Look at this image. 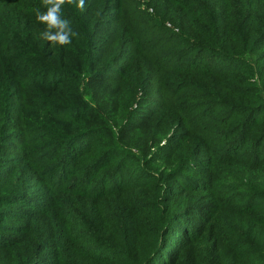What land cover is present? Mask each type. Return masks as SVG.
<instances>
[{"label":"trees","instance_id":"16d2710c","mask_svg":"<svg viewBox=\"0 0 264 264\" xmlns=\"http://www.w3.org/2000/svg\"><path fill=\"white\" fill-rule=\"evenodd\" d=\"M133 2L97 0L89 15L85 7L66 4L62 18L78 36L70 45L53 49L39 38L44 26L36 20L35 10L43 12L44 7L33 0H0V253L7 252L13 264L43 260L32 239L30 245L17 241L23 230L34 233L38 223L32 219L42 213L43 206L9 188L3 179L13 148L19 151L13 142L26 145L22 151L27 154L15 171L24 172L29 166L46 169L50 189L82 209L70 206L69 210L80 215V227L72 230L82 232L86 242L65 247L68 240L60 239L64 244H58L59 250L64 255L70 251L69 259L61 264H79L75 254L90 264H176L178 258L168 256L166 239L192 237L184 224L192 208L176 203L188 185L179 179L181 167L194 169L196 157H203L199 148L195 157L182 149L201 130L166 134L161 112L144 105L154 92L152 86L158 90L154 81H164V89L173 90L181 83L191 91L200 81L220 78L217 86L222 85L224 100L236 105L227 110L238 109L232 110L224 132L238 128L222 142L224 149L234 143L245 150L248 140L252 141L250 132L260 124L247 116L249 109L251 116L260 109L264 115V0H147L155 10L152 15L134 13ZM107 6L114 13L103 14ZM65 8H71V13H65ZM104 22L109 26L105 32L101 31ZM167 23L180 31L175 38L178 50L166 43L171 31ZM146 27L151 34L148 41L137 42L133 60L147 65V71L124 84L128 70L122 72L117 61L124 58L128 39ZM242 71L245 76L257 72L256 86L244 84L248 80L243 82L241 75H232ZM229 82L243 86L232 87ZM132 86L143 90L138 99ZM203 97L199 94L197 99ZM242 123H249L250 130L236 139ZM179 136L182 144L174 145L173 138ZM258 136L253 147L256 161L251 166L256 174L264 166V124ZM37 141L43 148H34ZM39 153L42 158L35 156ZM227 157L230 163L238 156ZM255 175L248 173L251 179ZM125 193H130L129 206ZM18 203L30 204L34 211L12 207ZM253 205V212L263 206ZM130 209L141 216L137 226L127 220ZM31 212L34 215L28 216ZM71 224L72 220L66 222L67 228ZM256 225L261 243H256L255 257L264 264L263 212L257 215ZM50 235L55 241L61 237Z\"/></svg>","mask_w":264,"mask_h":264},{"label":"rangeland","instance_id":"374dc122","mask_svg":"<svg viewBox=\"0 0 264 264\" xmlns=\"http://www.w3.org/2000/svg\"><path fill=\"white\" fill-rule=\"evenodd\" d=\"M96 1L86 0L84 4L86 13L85 10H82V14L89 15L93 11ZM33 2L43 7L42 0H33ZM133 4L134 13L144 14L148 12L150 15L155 14V10L148 6L147 0H135ZM65 9H67L65 13H71V8ZM62 11L64 12L65 10ZM102 12L103 14L114 13L111 6L102 9ZM83 19L87 20L88 18L85 17ZM105 23L101 26V31L103 32L107 31V27H109ZM167 26L171 31L169 37L165 39L166 43L171 45L170 49L178 50L179 47H175V45L179 43H175V38L180 31L170 23H167ZM155 27H153L154 30H156ZM136 32H139V35L133 36L131 40L128 39L127 44L124 46V58L121 61H117L123 67L122 72L125 73L128 70L124 84H127L128 81L135 82L134 78L141 77L147 71V65L135 62L133 55L137 42L140 40L148 41L151 33L147 30V27L136 30ZM142 33L144 35L140 37ZM244 74H246L244 71L232 73L233 76L241 75L243 82L248 80L244 84L248 82L251 83L252 87L256 86L257 72L252 76H245ZM167 79V77H164L163 80ZM136 81L139 82V80ZM213 82L215 85L211 84ZM213 82L200 81L194 89L187 91L185 87L180 86L181 83L175 85L173 90L164 89L167 85H165L164 81L158 79L153 83L158 90H155L151 85L154 92L151 93L150 99H146L148 103L144 104L161 112L160 122L163 125L162 129L165 130L168 136L176 133L184 135L186 132L197 128L201 130V135L183 145L182 151L189 152L193 157L199 151L198 148L201 149L203 157H196L197 161L195 163L198 165L193 163L194 169L183 171L187 167H181L182 171L179 179L188 183V185L185 187L187 189L186 193L176 199V203L181 205V207L188 205L192 208L193 213L189 214V220L187 222L186 220L184 221V224H188L192 237L183 241L177 236H169L166 239L168 256L178 258L176 264H263L260 259L255 257V248L257 242L261 243L256 224L257 215L261 212L264 213V187H262L264 183V166L257 169V174L251 166L256 161L253 147L260 137L258 134L264 124V115L262 116L263 113H261L260 109L258 113H254L251 116L252 110L249 109L247 118L252 117L253 121L260 122V124H256L250 132L249 139L252 138V141L248 140L245 150L242 151V148L237 146V144L234 145V143L231 144L229 150L222 148V142H226L229 135L238 128L235 127L229 132H224L228 128L227 122L232 115V110L238 111V109L232 107L229 111L227 110L230 105H235V103L224 100L226 95L221 92L222 85L217 86L220 78H215ZM229 84L232 87L243 86L234 82H229ZM132 87L137 90L135 86ZM142 93L143 90L142 92L137 90L135 99H138V94ZM199 94H203L205 97L198 100L197 96ZM208 94L212 96L207 97L209 96ZM250 127L249 123L247 126L242 123L236 139L246 135ZM255 128H257L256 132ZM181 139L182 136L174 137L173 144H182L180 142ZM197 141L198 143L195 147ZM38 144H40L39 141H37V145H32L36 149L43 148V146ZM13 146H17L16 148L19 151L13 148L12 158L9 163L10 167H8V172L3 176V179L8 182L9 188L27 194L36 205L43 206L42 213H38L32 219L33 223H38L34 233L23 230L17 235V241L30 245L32 239L43 256L40 264H61L69 259L68 254L70 251L68 250L64 255L63 251L59 250L58 244H64V241H60V239L63 240L65 238L68 240V243H65V247H76L84 245L86 242L82 239V232H74L72 230L80 227V215L71 213L69 209L72 205L68 204L67 200L61 199L59 195H56L54 189H50L48 184L49 172L46 169L29 166L24 172L18 173L15 171L17 167L22 166L20 161L24 160L27 154L22 151L26 148V145H16L13 142ZM210 147L212 148L210 149ZM31 150V148H28V151L31 152ZM40 154L35 156H41L42 158L43 154ZM227 156L238 157H236L237 159L234 162L227 163ZM166 166L172 168L173 165L167 164ZM165 170L168 173V169ZM248 173L256 175L251 179ZM174 182L175 180H171L170 184H174ZM245 182H247V187L244 185ZM125 195L126 204L129 206L130 193H125ZM72 198L74 200L77 199L76 197ZM255 203L263 206L259 207L258 211L253 212L251 207ZM12 207L19 210L34 211L32 205L25 203L13 204ZM72 208L82 212V209L79 210L76 206H72ZM135 212L130 209L127 213V220L130 225L134 224L137 226V223L141 221V216ZM33 215L31 212L28 216ZM69 220H72L71 228H67L68 225H66ZM50 233L60 234L62 238H57L55 241L51 235L49 236ZM261 235L264 238V233ZM248 240L249 242L247 243ZM72 250L77 254L79 252L75 248H72ZM14 256L21 255L16 254ZM74 257L79 264H90L89 260L80 255L75 254ZM0 264H13L12 258L8 256L7 252L0 253Z\"/></svg>","mask_w":264,"mask_h":264},{"label":"clouds","instance_id":"9594fccd","mask_svg":"<svg viewBox=\"0 0 264 264\" xmlns=\"http://www.w3.org/2000/svg\"><path fill=\"white\" fill-rule=\"evenodd\" d=\"M66 4H75L83 9L85 0H42L45 11L35 10L36 20L44 26L39 38L50 42L53 49L70 45L73 38L78 36L70 22L62 18V10Z\"/></svg>","mask_w":264,"mask_h":264}]
</instances>
